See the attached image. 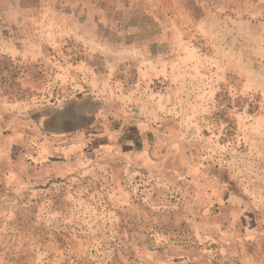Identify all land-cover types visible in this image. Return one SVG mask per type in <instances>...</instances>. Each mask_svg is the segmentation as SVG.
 <instances>
[{
	"label": "rangeland",
	"instance_id": "374dc122",
	"mask_svg": "<svg viewBox=\"0 0 264 264\" xmlns=\"http://www.w3.org/2000/svg\"><path fill=\"white\" fill-rule=\"evenodd\" d=\"M0 264H264V0H0Z\"/></svg>",
	"mask_w": 264,
	"mask_h": 264
}]
</instances>
